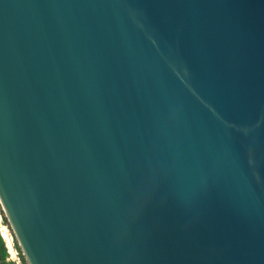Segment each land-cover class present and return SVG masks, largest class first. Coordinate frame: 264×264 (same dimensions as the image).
<instances>
[{
  "label": "water",
  "instance_id": "water-1",
  "mask_svg": "<svg viewBox=\"0 0 264 264\" xmlns=\"http://www.w3.org/2000/svg\"><path fill=\"white\" fill-rule=\"evenodd\" d=\"M0 205L27 264H264V0H0Z\"/></svg>",
  "mask_w": 264,
  "mask_h": 264
},
{
  "label": "trees",
  "instance_id": "trees-1",
  "mask_svg": "<svg viewBox=\"0 0 264 264\" xmlns=\"http://www.w3.org/2000/svg\"><path fill=\"white\" fill-rule=\"evenodd\" d=\"M0 215H2L4 223H8L9 224V222H8L6 216L4 215V212H3L2 208H1V205H0ZM16 246L19 249L20 258H21L22 264H27V261H26L24 255L22 254L18 243H17ZM0 253H1L2 261L4 262V264H15L14 261L8 260L9 252H8V248H7L5 239H4V237H3L2 233H1V228H0Z\"/></svg>",
  "mask_w": 264,
  "mask_h": 264
},
{
  "label": "rangeland",
  "instance_id": "rangeland-1",
  "mask_svg": "<svg viewBox=\"0 0 264 264\" xmlns=\"http://www.w3.org/2000/svg\"><path fill=\"white\" fill-rule=\"evenodd\" d=\"M1 223H2V229H3V231H4V235L6 236V237H11L8 233H7V230H11V227H10V224H8V223H4V221H3V217H2V219H1ZM12 233V232H11ZM12 235L14 236V234L12 233ZM17 240H16V238H15V236L13 237V247H14V249L15 250H12L14 253H16L18 256H19V252H18V247L16 246L17 245ZM10 244V243H9ZM10 246H11V244H10ZM13 247H12V249H13Z\"/></svg>",
  "mask_w": 264,
  "mask_h": 264
},
{
  "label": "crops",
  "instance_id": "crops-1",
  "mask_svg": "<svg viewBox=\"0 0 264 264\" xmlns=\"http://www.w3.org/2000/svg\"><path fill=\"white\" fill-rule=\"evenodd\" d=\"M1 216L0 215V224H1ZM5 239V242H6V245H7V248H8V252H9V258L8 260H12L14 261L15 264H22L21 262V258H20V255L18 256L16 253H14L12 250V247L10 246L9 242L6 240V238L4 237ZM2 263L4 264V262L2 261Z\"/></svg>",
  "mask_w": 264,
  "mask_h": 264
},
{
  "label": "built area",
  "instance_id": "built-area-1",
  "mask_svg": "<svg viewBox=\"0 0 264 264\" xmlns=\"http://www.w3.org/2000/svg\"><path fill=\"white\" fill-rule=\"evenodd\" d=\"M1 219H2V216H1ZM0 228H1V233H2V235L6 238V240L11 244V247H13L14 245H13V235H12V229L11 230H7V233L11 236V237H6L5 235H4V231H3V229H2V223L0 224ZM12 232V233H11ZM13 250H15L14 249V247H13ZM18 252H19V250H18ZM19 255H20V252H19Z\"/></svg>",
  "mask_w": 264,
  "mask_h": 264
}]
</instances>
